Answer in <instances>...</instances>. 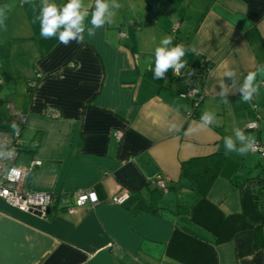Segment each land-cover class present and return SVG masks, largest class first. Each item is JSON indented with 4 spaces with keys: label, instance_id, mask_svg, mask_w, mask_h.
Listing matches in <instances>:
<instances>
[{
    "label": "crops",
    "instance_id": "crops-1",
    "mask_svg": "<svg viewBox=\"0 0 264 264\" xmlns=\"http://www.w3.org/2000/svg\"><path fill=\"white\" fill-rule=\"evenodd\" d=\"M118 2L111 24L92 37L85 31L82 45L64 46L40 36L41 0H0L8 7L0 27V129L15 130L12 103L26 118L16 126L24 147L18 163L40 161L24 186L55 196L91 189L98 199L73 212L56 203L44 216L0 199V264H264V213L246 181L264 157L226 153L223 143L236 127L264 143V72L251 102L238 92L227 103L217 95L221 80L231 84L225 71L242 82L264 64V0ZM165 35L174 38L170 47L195 51L183 57L180 77L169 70L158 80L155 49ZM204 63L211 69L194 106L181 93L201 80ZM205 111L215 123L199 128ZM173 124L179 131L169 132ZM215 153L224 162L202 197L181 164ZM156 176L167 179L166 193L152 183ZM123 190L124 202L114 204Z\"/></svg>",
    "mask_w": 264,
    "mask_h": 264
},
{
    "label": "clouds",
    "instance_id": "clouds-1",
    "mask_svg": "<svg viewBox=\"0 0 264 264\" xmlns=\"http://www.w3.org/2000/svg\"><path fill=\"white\" fill-rule=\"evenodd\" d=\"M31 0H21V3H30ZM122 5L118 0H94V3L88 7L85 6L84 0H67L63 5H57L53 0H41L39 14L35 17L39 21L40 36L44 39L56 37L60 44L68 46L75 41L77 44L85 43V31L89 37L95 36L96 30L103 28L106 24H111L116 14ZM8 7L4 5L0 7V27L4 26ZM91 16L90 26L86 27L85 20ZM173 37L165 35L161 41L160 46L155 49V67L154 79H166V73L172 70L177 77L181 76V69L185 68L186 62L183 57L188 51H195V49L186 48L183 44H176L171 46ZM258 72H264V64L260 65L256 71H249L241 82L237 78L235 70H228L224 72V77L231 80L228 84L223 80L219 83V91L217 95L228 102V96L232 93L238 92L243 102H251L254 95L259 91V84L256 82ZM195 74L194 70L186 73L187 79ZM216 116L213 112L205 111L199 121V128H207L215 123ZM255 125H249L254 127ZM17 134L19 129L13 125ZM169 132L179 131V126L173 124ZM192 131L191 127L189 132ZM188 134L187 132L185 133ZM224 149L226 153H235L238 156L246 155L254 146L255 139L250 135H246L245 131L239 127L233 129V135L224 137ZM15 156V149H4L0 146V161L11 160ZM9 174L20 173L16 169H11Z\"/></svg>",
    "mask_w": 264,
    "mask_h": 264
},
{
    "label": "built area",
    "instance_id": "built-area-1",
    "mask_svg": "<svg viewBox=\"0 0 264 264\" xmlns=\"http://www.w3.org/2000/svg\"><path fill=\"white\" fill-rule=\"evenodd\" d=\"M122 36H124V33H122ZM262 84H264V82H262ZM200 96L201 95H198L197 88H190L181 93V97L191 99L193 105H195L194 103H196L197 99L201 98ZM7 108L13 123L19 127L23 126L26 119L25 114L16 109L12 103H8ZM46 114L55 117L58 115V112L53 108H48ZM252 124L255 126L250 128H255L256 122L250 123V125ZM0 146L5 150L8 148L15 149V156L11 160L0 161V199L4 200L12 207L23 212L44 216L47 214V209L51 210V207L56 203H62L63 207L68 212H73L75 206H84L86 204L94 205L97 203L98 199L91 189H79L72 193H60L58 196H55L52 192L27 190L24 186L26 172L30 170L33 165L40 164V161L38 159H32L27 166L18 163L20 153L23 150L20 130L17 134L16 129L12 131L0 129ZM251 151L257 152L264 157V143L255 140V144ZM11 169H16L20 175H10L9 171ZM166 181L167 179L162 176H156L152 179V183L164 193L168 191ZM126 196L127 191H120L112 198V202L114 204H122Z\"/></svg>",
    "mask_w": 264,
    "mask_h": 264
},
{
    "label": "trees",
    "instance_id": "trees-1",
    "mask_svg": "<svg viewBox=\"0 0 264 264\" xmlns=\"http://www.w3.org/2000/svg\"><path fill=\"white\" fill-rule=\"evenodd\" d=\"M210 69L211 66H209L207 63L202 64V66L200 67V76L202 77L201 80L196 83H190L184 90L186 91L190 88L198 89V95H201V98L196 100L194 106L199 105L202 100L201 85L204 83V80ZM223 162L224 155L222 153H215L209 156L192 158L181 164V173L182 176L188 178L196 184V191L198 195L203 197L207 195L214 180L218 176ZM246 181L250 187L251 195L256 204V207L262 213H264V165H262L261 170L258 174L246 178Z\"/></svg>",
    "mask_w": 264,
    "mask_h": 264
},
{
    "label": "rangeland",
    "instance_id": "rangeland-1",
    "mask_svg": "<svg viewBox=\"0 0 264 264\" xmlns=\"http://www.w3.org/2000/svg\"><path fill=\"white\" fill-rule=\"evenodd\" d=\"M256 156H257V155H256ZM258 157H259V156H258ZM261 161H262V163H264V159H262Z\"/></svg>",
    "mask_w": 264,
    "mask_h": 264
},
{
    "label": "water",
    "instance_id": "water-1",
    "mask_svg": "<svg viewBox=\"0 0 264 264\" xmlns=\"http://www.w3.org/2000/svg\"><path fill=\"white\" fill-rule=\"evenodd\" d=\"M50 212V210L49 209H47V213H49Z\"/></svg>",
    "mask_w": 264,
    "mask_h": 264
}]
</instances>
